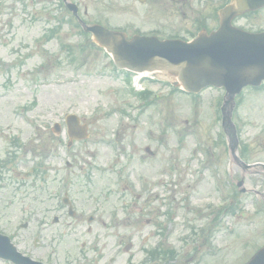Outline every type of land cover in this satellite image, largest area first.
Instances as JSON below:
<instances>
[{
  "label": "rangeland",
  "instance_id": "374dc122",
  "mask_svg": "<svg viewBox=\"0 0 264 264\" xmlns=\"http://www.w3.org/2000/svg\"><path fill=\"white\" fill-rule=\"evenodd\" d=\"M84 2L90 6L89 21L108 17L112 27L126 22L117 9L124 0L99 16V0ZM61 14L55 0H0V162L16 156L4 172L0 169V233L13 235L23 254L50 264H94L96 259L108 264L111 258V264H150L145 252L160 243L177 252L178 261L170 264H187L192 252L200 258L194 264H240L256 235L264 236V170H243L220 144L224 91L208 88L194 97L156 78L145 82L155 96L145 108L129 91L127 75L115 71L103 51L68 25L42 41ZM236 101L232 120L239 145L248 148L244 161L264 163V89H244ZM68 113L83 118L90 133L72 148L71 169L64 164L69 153L63 144L51 143L47 153L41 148L51 139L53 124ZM38 162L47 171L44 181L31 173ZM238 181L247 193L237 192ZM219 187L224 197L215 190ZM41 190L50 194L45 205L32 201V193ZM64 192L75 219L60 204ZM230 200L236 216L224 209ZM220 209L206 249L197 231ZM54 216L60 218L55 225ZM24 222L27 229L20 227ZM192 230L193 247L184 255L181 238ZM128 243L132 248L125 253ZM263 244L258 238L253 247Z\"/></svg>",
  "mask_w": 264,
  "mask_h": 264
},
{
  "label": "water",
  "instance_id": "95a60500",
  "mask_svg": "<svg viewBox=\"0 0 264 264\" xmlns=\"http://www.w3.org/2000/svg\"><path fill=\"white\" fill-rule=\"evenodd\" d=\"M230 9L226 24L210 37H200L191 44L158 43L155 40L124 41L122 35L94 27L95 40L112 54L119 68L133 72H162L176 79L188 92L196 93L207 85L224 87L228 102L248 85L264 80V36H252L234 30L229 19L239 11ZM228 123V116L225 115ZM0 257L20 264L7 240L0 238ZM250 264H264L262 251Z\"/></svg>",
  "mask_w": 264,
  "mask_h": 264
},
{
  "label": "flooded vegetation",
  "instance_id": "af4514ba",
  "mask_svg": "<svg viewBox=\"0 0 264 264\" xmlns=\"http://www.w3.org/2000/svg\"><path fill=\"white\" fill-rule=\"evenodd\" d=\"M229 1L124 0L127 31L130 35L163 40L190 39L201 32L216 30L220 23L219 11ZM238 21L236 19L234 24ZM241 21L240 25L251 31L264 32V7Z\"/></svg>",
  "mask_w": 264,
  "mask_h": 264
}]
</instances>
